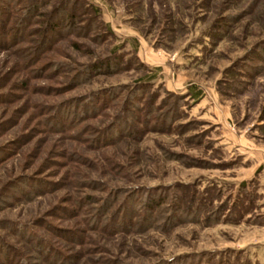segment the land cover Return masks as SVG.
I'll list each match as a JSON object with an SVG mask.
<instances>
[{
  "label": "rangeland",
  "instance_id": "1",
  "mask_svg": "<svg viewBox=\"0 0 264 264\" xmlns=\"http://www.w3.org/2000/svg\"><path fill=\"white\" fill-rule=\"evenodd\" d=\"M32 2L0 0V264H264V0Z\"/></svg>",
  "mask_w": 264,
  "mask_h": 264
},
{
  "label": "trees",
  "instance_id": "2",
  "mask_svg": "<svg viewBox=\"0 0 264 264\" xmlns=\"http://www.w3.org/2000/svg\"><path fill=\"white\" fill-rule=\"evenodd\" d=\"M42 1H46V0H42ZM46 5H48V4L47 3L43 4V2H41V0H33L30 8L27 10L29 15L31 16L29 18H34V17H38V16L42 15L43 13H40L41 9L46 7ZM0 15L2 16L1 21H0V25L2 23L5 24L7 21H10V19H11V14H6V10L3 12V9L1 7H0ZM4 16H5V18H4ZM76 18H77L76 15L73 13V11H71L70 16H68V19L61 20L60 23H56V24L54 23V21L49 22L47 25L50 29V32H55L57 35H60L61 31L58 30V27L63 25V24H69L68 27H69V29H71L74 27V22L76 21ZM28 19L23 20V22L29 23ZM2 26H4V25L2 24ZM45 49H46L45 47H42V48H40L39 51H44ZM110 67H112L111 62H107V65H106V63H104L102 66H98V65L93 66L92 70L94 72H100L103 69H107ZM119 134H120V136H122L121 132L118 133V135Z\"/></svg>",
  "mask_w": 264,
  "mask_h": 264
}]
</instances>
